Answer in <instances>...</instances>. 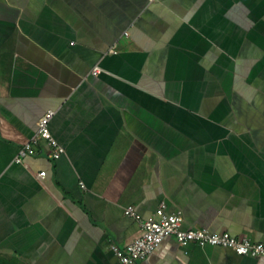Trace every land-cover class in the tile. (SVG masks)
I'll use <instances>...</instances> for the list:
<instances>
[{"label": "crops", "instance_id": "0c3cea01", "mask_svg": "<svg viewBox=\"0 0 264 264\" xmlns=\"http://www.w3.org/2000/svg\"><path fill=\"white\" fill-rule=\"evenodd\" d=\"M47 109L64 153L14 162ZM161 201L264 243V0H0V264H120L123 208ZM136 264L264 257L169 235Z\"/></svg>", "mask_w": 264, "mask_h": 264}, {"label": "built area", "instance_id": "2783aa9c", "mask_svg": "<svg viewBox=\"0 0 264 264\" xmlns=\"http://www.w3.org/2000/svg\"><path fill=\"white\" fill-rule=\"evenodd\" d=\"M124 32V35H127ZM100 72L95 65L91 69L92 74ZM53 109H47L38 118L35 132L17 150L13 161L22 163L23 159L34 151L40 139L47 144V156L56 159L64 153V148L53 137L49 129V122L54 114ZM45 171H40L37 176L42 178ZM166 204L161 201L155 211L143 218L132 205L123 208V213L136 220L140 225V234L123 247L111 245L110 248L118 258L120 264H136V261L155 250L165 237L172 235L182 246L194 243L199 246H223L231 249L238 255L250 257H264V243L254 242L249 237L233 236L226 231L211 232L205 228L182 229V215L180 211L167 213Z\"/></svg>", "mask_w": 264, "mask_h": 264}]
</instances>
